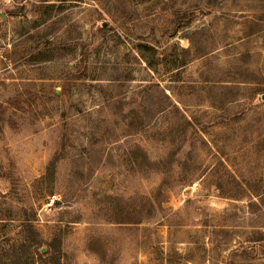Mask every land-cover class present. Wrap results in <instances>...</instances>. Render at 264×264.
<instances>
[{"label":"rangeland","instance_id":"obj_1","mask_svg":"<svg viewBox=\"0 0 264 264\" xmlns=\"http://www.w3.org/2000/svg\"><path fill=\"white\" fill-rule=\"evenodd\" d=\"M0 264H264V0H0Z\"/></svg>","mask_w":264,"mask_h":264},{"label":"water","instance_id":"obj_2","mask_svg":"<svg viewBox=\"0 0 264 264\" xmlns=\"http://www.w3.org/2000/svg\"><path fill=\"white\" fill-rule=\"evenodd\" d=\"M44 250V249H43Z\"/></svg>","mask_w":264,"mask_h":264}]
</instances>
